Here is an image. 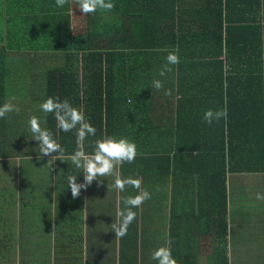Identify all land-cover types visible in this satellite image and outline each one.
<instances>
[{
    "label": "trees",
    "instance_id": "16d2710c",
    "mask_svg": "<svg viewBox=\"0 0 264 264\" xmlns=\"http://www.w3.org/2000/svg\"><path fill=\"white\" fill-rule=\"evenodd\" d=\"M5 1L0 106L8 103L5 59L36 51L52 62L44 97L67 99L96 129L83 140V152L93 153L97 139L126 137L136 144L153 181L157 154L164 160L165 184L171 165L179 172L190 165L191 155L197 161L211 157L207 180L197 178V208L181 212L175 207L179 200L193 206L187 199L192 184L188 190L177 188L187 178L179 176L181 184L172 188L170 216L163 219L166 247L177 264H227L224 171H264V0H112L111 11L91 14H82L75 0L62 8L55 0ZM10 9L17 12L13 19ZM2 15L0 10V21ZM78 18L85 19L83 31L73 27V21H82ZM170 52L178 55V64H168ZM154 80L163 87H153ZM224 108L226 119L205 122L207 109ZM10 117L0 119V151L31 142ZM78 128L64 132L53 122L43 129L71 153ZM148 226L145 220L141 232ZM138 232L135 219L127 235L118 238L121 261L127 255L124 242L130 241L135 262Z\"/></svg>",
    "mask_w": 264,
    "mask_h": 264
},
{
    "label": "crops",
    "instance_id": "0c3cea01",
    "mask_svg": "<svg viewBox=\"0 0 264 264\" xmlns=\"http://www.w3.org/2000/svg\"><path fill=\"white\" fill-rule=\"evenodd\" d=\"M5 3V0H0L3 12L0 47L5 45L4 32L8 30L4 26L5 9L8 8ZM10 13L13 15L9 18L13 19L17 12L10 9ZM11 25V30H15L16 22L12 21ZM26 47L33 48L32 45ZM37 55L36 51H30L25 57L5 59L8 70L6 95L9 103L10 96L22 91L26 97L23 103L31 107L43 129L53 122L57 125V120L52 113H46L40 107L46 99L44 96L49 94L45 88V76L52 62L45 56ZM29 118L15 112L12 115L16 122L13 126L30 128ZM26 134L24 139L31 141L30 133L26 131ZM57 143L63 147L61 140ZM72 149L71 153L56 152L38 158V142H28L22 147L19 145V148L14 146L9 151H0V264H157L151 256L155 249L166 247L168 231L163 226V219L166 216L167 221L170 216L172 188L187 178L186 185L177 188L188 190L189 184H192L193 189L187 192V199L193 206L182 204L183 200H179L175 207L181 212H187L190 207L197 208L201 192L197 178L201 175L207 180L212 166L211 157L204 155L197 161L196 154L191 155L190 165L179 172H175V165H171L165 184V174L161 171L165 162L159 154L154 167L157 180L153 181L144 171L145 166L137 153L132 163L115 164L112 175L97 177L98 180L82 188L79 196L73 198L68 177L76 176L77 183H84V174L83 169L72 162L71 156L77 147ZM136 172L141 175H136ZM116 175L140 179V188L129 185L122 192L115 189ZM179 176H182L180 181ZM190 178H193L192 183ZM232 180L235 188L230 186ZM224 188L227 264H264V199L256 198L258 193L264 195V171H224ZM144 190L151 193V199L132 208L136 213L142 244L137 241L134 262L130 241L124 242L127 255L121 261L119 240L112 231V224L119 222L117 213L126 207L124 198L134 197ZM94 217L95 233L90 225ZM145 220L149 226L142 233L141 226ZM152 225L159 229L152 227L150 230ZM201 264H207V261Z\"/></svg>",
    "mask_w": 264,
    "mask_h": 264
},
{
    "label": "clouds",
    "instance_id": "9594fccd",
    "mask_svg": "<svg viewBox=\"0 0 264 264\" xmlns=\"http://www.w3.org/2000/svg\"><path fill=\"white\" fill-rule=\"evenodd\" d=\"M69 0H55L56 7L62 8ZM79 5V10L82 14H91L97 12L98 9L111 11L115 5L112 0H75ZM168 64H178L179 57L174 52H170L167 56ZM171 71L170 68L166 69ZM164 71L160 75L163 76ZM152 86L157 90L163 87L160 80H154ZM165 95H171V90H167ZM11 99H15L12 97ZM41 109L48 113H54L57 120V126L64 132H69L72 129H77V150L72 154L71 159L77 168L83 169L84 183H77L76 176L68 177V187L71 189L73 198L79 196L82 188H86L97 177H104L113 174L115 164H123L124 162L132 163L137 155V146L134 142L125 138L104 137L95 141L94 151L91 154H85L81 150L82 142L87 135H95L96 129L89 122L85 120L83 113L77 108L73 107L71 103L65 99L60 101L59 98L48 97L41 105ZM19 112V108L12 103H5L0 106V119L6 117L10 112ZM213 118L219 120L227 118V108L220 110L207 109L204 113V120L211 124ZM28 124L33 133V139L38 142L39 157L49 156L56 152H63L61 146L52 138V134L47 129H42L38 118L33 115L29 118ZM132 186L139 189L141 185L140 179L137 178H121L119 175L115 176L113 187L119 191H124L126 186ZM264 199V195L257 194L256 197ZM151 199V193L147 190L132 197L124 198L125 208L118 211V223L112 224V231L115 232L117 238H122L127 235L128 227L136 218V213L132 208L139 207L145 200ZM151 258L157 261V264H177V261L172 257L170 247H159L152 253Z\"/></svg>",
    "mask_w": 264,
    "mask_h": 264
},
{
    "label": "rangeland",
    "instance_id": "374dc122",
    "mask_svg": "<svg viewBox=\"0 0 264 264\" xmlns=\"http://www.w3.org/2000/svg\"><path fill=\"white\" fill-rule=\"evenodd\" d=\"M78 19H80L82 21H80V22L77 21L75 23L73 21V27L75 28V30H78L79 31V29L81 28V30L83 31L84 30V20L85 19H83V18H78ZM12 97H15V99L14 100L11 99ZM25 98L26 97L23 95V92L22 91H20L18 94H15V95L10 96V98H9V100H10L9 103H12V104H14L15 106H17L19 108V112L18 113L23 118H25L27 116L31 117V116L34 115V112L31 110V107L30 106H27L26 103H23V100ZM14 113H15V111L11 112V114L9 113V116H11L10 121L13 120L12 119V115ZM1 122H4V121L1 120ZM14 123H16V122H14ZM24 129H25V131H27V132L30 133V140H31L32 144L37 143V141L33 139V133L31 131V129L30 128H24ZM143 181H145V178H143ZM144 186H145V183H144ZM230 186H231V188H235V185H234V181L233 180L230 181ZM90 225H91V230L95 233V217L91 220ZM204 258H206V257H204Z\"/></svg>",
    "mask_w": 264,
    "mask_h": 264
}]
</instances>
